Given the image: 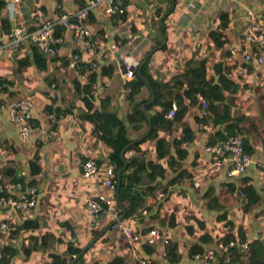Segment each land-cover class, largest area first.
<instances>
[{
  "label": "crops",
  "instance_id": "1",
  "mask_svg": "<svg viewBox=\"0 0 264 264\" xmlns=\"http://www.w3.org/2000/svg\"><path fill=\"white\" fill-rule=\"evenodd\" d=\"M8 1L0 0V4ZM85 3L86 0H20L16 5V23L31 19L34 10L45 19H55L83 7ZM126 3L124 16L108 17L102 8L95 7L86 19L93 40L105 39L116 45L115 52L104 54L99 51L96 57L99 67L95 72L99 73L102 66H112V76L98 75L91 81L87 76L84 79L80 77L82 70L88 74L86 68H60L50 59H46V69L40 71L32 61L33 47L28 43H23L13 53L7 43L12 24H2V19H8L7 10L2 9L0 173L6 182H34L39 199L35 208L26 216L13 214L8 219L10 229L7 234L0 236V264H53L54 260H68L72 257L75 258L70 264H75L80 257L82 262L79 264H107L116 256L125 258V264H135V255L148 258L156 264H170L161 256L164 246L150 248L142 243H128L121 232L112 228L108 217L88 215L87 199L99 194L109 195L103 180L109 166L110 149L91 133L93 125L84 118L95 109H100L101 99L108 98L109 111L123 121L129 139L134 141L143 135L147 136L151 128L148 120L152 113L147 114V123L140 131L132 129L127 116L133 105L151 102L153 97L148 86H144L134 96L133 103L129 102L126 84L135 80V77L123 80L121 64L130 59L133 69H137L134 64L143 65L146 73L161 87L174 75L185 71L191 60L197 62V51L219 49L213 43L210 33L218 28L222 12L228 13L230 20L225 31V50L230 52L238 49L250 19L264 13V0H126ZM129 36L134 39L131 43L128 42ZM84 47H77L71 33L63 32L60 45L63 58L70 57L73 52ZM220 52L223 60L221 49ZM26 58L30 59L31 64L18 68V62ZM238 60V56H232L224 63L238 64ZM262 67L264 65L254 68ZM208 74L213 75V70L210 69ZM257 75L245 79L251 81L248 87L244 85L242 88V84L247 83L239 82L240 93L250 90ZM74 80L81 82L79 89H75ZM19 99H28L34 103L31 122L33 130L26 141L20 138L7 112L8 106ZM257 102V108L253 107L252 114L242 113L253 118L255 126L251 121L246 123L244 137L254 153L249 168L238 179L226 178L224 167L217 164L214 157L205 150L212 142L211 139L224 131V126H213L210 119L204 121L200 116V105H191L188 99L184 100L188 110L182 122L191 129L192 140L185 147L187 157L184 160L179 162L175 158L176 163L170 168L168 156L158 159L154 150L156 140L165 138L170 145L172 162L182 126H173L169 133L158 128L155 136L146 138L139 145L142 151L150 154L149 159L153 163L165 168L168 176L158 181L159 188L168 189V195L162 201L158 200L161 202L158 205L154 200L156 190L147 202L150 212L144 216L140 213V218L132 217L128 223L135 232L145 233L155 228L171 242L178 243L181 254L179 264H199L190 255L191 247L198 244V236L209 233L216 238L224 230L223 225L216 221L219 212L206 208L205 193L209 189L214 190L213 198L218 199L222 212L228 211V218L235 226L244 227L250 240L264 241V217L255 216L264 210V101L258 97ZM46 106H51V113L45 110ZM56 109L58 118L55 116ZM232 109L229 105L230 114L236 112ZM40 130L46 131L45 136ZM37 149L40 157L37 164L41 172L33 176L29 161ZM90 159L96 160L100 167L93 177L85 179L82 177V165ZM182 170L190 177L171 185L170 181ZM242 178L249 179L248 185L252 188L249 195L241 201L238 198V203L234 205L230 199L227 205L229 186L239 185ZM195 180L201 183V189H195ZM157 210L159 216L153 219L151 216ZM162 219L164 224L161 223ZM170 219L174 220V227L169 226ZM27 223L35 224L36 227L26 229L24 225ZM189 226H193L195 238L188 234ZM202 227L204 231H200ZM214 246L213 243L206 245L208 250ZM77 250L81 252L75 256Z\"/></svg>",
  "mask_w": 264,
  "mask_h": 264
},
{
  "label": "trees",
  "instance_id": "2",
  "mask_svg": "<svg viewBox=\"0 0 264 264\" xmlns=\"http://www.w3.org/2000/svg\"><path fill=\"white\" fill-rule=\"evenodd\" d=\"M2 9L6 11V4L2 2L0 4V14ZM228 13L222 12L220 14V24L217 29L210 33V37L219 50H222L224 57L223 61L218 63H207L204 60H191L188 63V67L180 74L174 75L168 82L158 87L154 79L146 73L145 67H142L140 71L134 69L133 75L135 80L126 84L128 89V100L133 103L134 96L139 93L140 89L144 86H148L151 95L153 96L152 101L142 102L140 104L133 105L131 113L128 114L127 119L129 125L135 131H140L143 126L147 123V114L152 113L150 117V132L147 136L143 135L138 140H131L127 136L126 126L117 115L109 111V99L103 98L100 100V109H95L90 115H87L84 120L91 123L93 126L92 134L97 137L100 141L108 145L110 151L108 154V164L114 171L115 179V204L123 212L125 218L137 217L140 218L141 210L147 208L148 199L153 196V193L160 187L159 179L166 178L167 172L161 164L153 163L149 159V153L141 150L139 145L146 138L155 136V131L158 128L164 129L165 133H169L173 126H182L181 138L175 143L176 147L174 150L173 161L171 162V150L170 145L165 138H158L154 147L156 157L163 159L168 156L169 167L175 165V158L180 162L187 157V150L182 146L183 143L189 144L192 140L191 129L183 124V119L186 116L188 105L184 104V100L188 99L191 105L199 103V96L205 98L209 102V118L213 126H224V131L216 135L212 142L214 144L218 139L222 137V134L241 137L244 140L245 151L252 155L254 150L248 145V141L245 136L244 125L251 121L252 125L253 118L246 115H237L236 112L229 113V105L235 104V98L240 93V83L249 86L251 81L245 79H251V75L259 74L252 64H245L241 67L242 74L236 75L235 69L238 67L237 64L230 63L226 64V60H230L229 50H225V44L227 43L225 31L229 25ZM9 20L2 19V24L6 25ZM22 60V59H21ZM33 63L37 66L40 71L46 69V58L36 49L33 48ZM30 59L18 62V68L29 66ZM263 66V65H260ZM82 68H86V65L82 64ZM98 72H91L90 69L86 68V75L89 80H95L98 75L100 76H112L114 69L112 66H102ZM212 69L213 75L208 74V71ZM82 74L85 72L82 70ZM217 77V79H215ZM240 82V83H239ZM78 80H74L75 89L80 88ZM3 85L0 81V89ZM79 91V90H78ZM89 92V91H88ZM85 93V92H84ZM175 103L177 110L173 120L165 118L166 113L171 108L172 103ZM2 103L0 102V106ZM144 106L145 110H141ZM46 111H52L51 106H46ZM49 111V113H51ZM233 111V110H232ZM62 112V111H61ZM234 113V114H233ZM55 116L58 118V110H55ZM214 140V141H213ZM38 147L40 145H37ZM39 150H36L34 157L29 161L30 173L33 176H37L41 172V167L37 164L40 157L38 155ZM3 175V174H2ZM190 177V175L182 170L179 174L170 181V184L180 182L183 178ZM23 182V180H19ZM249 179L242 178L239 185H230V192L227 198L226 204L233 200L234 205L238 203V192H241L245 199L251 187L248 185ZM30 185H34L31 182ZM238 187H237V186ZM165 196L168 195V189L162 188ZM213 189H209L205 193L207 199L206 208L209 210H217L219 214L216 216V221L223 225L224 230L219 236L213 238L209 233L201 234L198 236V244L191 247V256L195 253L203 252L207 249L206 245L214 244L222 241L224 243L234 242V259L231 263L239 262V264H264V241L260 239L250 240L247 236V231L242 226H235V224L229 220L228 211H221V206L218 203V199L213 198ZM164 199V198H163ZM162 199V200H163ZM241 199L239 201H241ZM155 202L160 205V201L154 198ZM154 202V201H153ZM159 211L157 210L153 216V219H157ZM256 218L264 217V210L255 215ZM144 220V219H143ZM161 223H165L162 219ZM175 223L173 219H170L169 226L174 227ZM35 224L27 223L24 228L34 229ZM188 234L195 238L193 226L187 227ZM202 227L200 231H204ZM247 243L248 248L242 250L243 244ZM148 247V246H145ZM167 257L166 259L170 264H179L181 261V254L179 251V244L176 242H170L166 245ZM81 250L75 252V256L78 255ZM75 258V257H74ZM73 257L68 259L64 258L61 260H54L53 264H70L74 259ZM125 258L116 256L111 259L107 264H125ZM8 262V261H7ZM82 262V257L75 263L79 264Z\"/></svg>",
  "mask_w": 264,
  "mask_h": 264
},
{
  "label": "built area",
  "instance_id": "3",
  "mask_svg": "<svg viewBox=\"0 0 264 264\" xmlns=\"http://www.w3.org/2000/svg\"><path fill=\"white\" fill-rule=\"evenodd\" d=\"M20 0H10L6 3L9 23L12 24L11 30L8 33L7 40L10 50L14 53L20 49L23 43L30 44L36 48L46 59L54 60L60 68L70 70L81 69V65H86V68L91 72L98 70L97 53L103 51L115 52L116 45L108 43L105 39L93 40L92 33L87 27L86 19L91 10L95 7L102 8L106 16H124L127 11L126 0H86L83 7L77 10L59 15L55 19L43 18L37 10L31 14V19L22 23H16L15 12L16 5ZM70 32L73 43L79 47L84 45L82 50L73 52L70 57L63 58L60 52L63 32ZM133 37H128V42L133 41ZM80 51V52H79ZM238 56V64L235 69V74H242L241 67L245 64L255 66L264 65V13L260 16H255L250 19L249 26L243 38L242 45L238 49L230 50L229 57ZM196 57L199 60H204L207 63H218L223 61L219 49L206 51H197ZM121 77L123 80H130L134 77L133 62L128 59L121 64ZM84 79L85 74H80ZM54 86V85H53ZM200 116L204 121L209 118V102L199 96ZM34 103L28 99H19L12 102L8 108V117L18 131L20 138L23 141L29 139L33 130L32 109ZM177 110L176 104L173 102L171 108L165 115V118L173 120ZM45 136L46 131L40 130ZM189 144L183 143L184 147ZM206 152L210 153L217 164L224 167V176L228 179H238L245 174L251 164V155L245 151L244 140L241 137L222 134L214 144L206 147ZM99 164L96 160H87L82 165V177L89 179L93 177L98 169ZM112 167L106 169V175L103 180V186L108 190L109 195L99 194L86 200L87 213L92 217L105 216L108 217L112 228L121 232L122 236L128 243L144 244L150 248L164 246L161 253L163 258L167 257L166 245L171 240L165 237L159 230L152 228L145 233L135 232L132 230L125 218L123 212L116 206L114 194L115 179ZM195 189H201L202 185L198 180L194 181ZM4 192L6 195H4ZM239 199L244 195L238 192ZM165 194L162 188L156 191V199L162 200ZM39 199V192L36 186L25 184L21 181L4 180L0 173V236L7 234L10 229L8 219L13 214L26 216L33 208H35ZM150 212L148 208L141 210V214L147 215ZM234 242L224 243L218 242L213 248L198 252L193 255V259L199 264H239V262L231 263L234 259ZM248 244L242 246V250H246ZM135 264H156L154 261L135 255Z\"/></svg>",
  "mask_w": 264,
  "mask_h": 264
},
{
  "label": "rangeland",
  "instance_id": "4",
  "mask_svg": "<svg viewBox=\"0 0 264 264\" xmlns=\"http://www.w3.org/2000/svg\"><path fill=\"white\" fill-rule=\"evenodd\" d=\"M256 71L259 74L254 79L250 90L246 89L247 91H243L235 98V104H233L232 108L238 114H248L249 112L252 114L253 107L257 108L258 105L257 98L259 97V99L264 101V68H256ZM217 232L220 233V230Z\"/></svg>",
  "mask_w": 264,
  "mask_h": 264
},
{
  "label": "water",
  "instance_id": "5",
  "mask_svg": "<svg viewBox=\"0 0 264 264\" xmlns=\"http://www.w3.org/2000/svg\"><path fill=\"white\" fill-rule=\"evenodd\" d=\"M142 66H143V65L137 66V64H134V67H136V68L138 69V71H140V70H141ZM152 97H153V96H152ZM141 110H143V111H144V108H143V107H141ZM148 124H149V126H150V121H149V120H148Z\"/></svg>",
  "mask_w": 264,
  "mask_h": 264
}]
</instances>
